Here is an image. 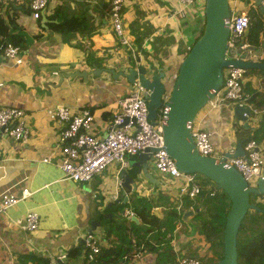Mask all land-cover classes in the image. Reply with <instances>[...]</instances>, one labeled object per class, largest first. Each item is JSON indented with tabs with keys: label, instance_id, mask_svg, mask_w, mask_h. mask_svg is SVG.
I'll return each instance as SVG.
<instances>
[{
	"label": "crops",
	"instance_id": "obj_1",
	"mask_svg": "<svg viewBox=\"0 0 264 264\" xmlns=\"http://www.w3.org/2000/svg\"><path fill=\"white\" fill-rule=\"evenodd\" d=\"M238 3L237 8L242 9L239 0ZM108 7L110 11V0H48L47 10L39 20H33L29 8L15 5L13 19L17 29L14 35L20 38L17 47L21 62L16 64L0 52V108L22 110L29 136L24 143L0 137V192L10 189L19 196L22 190H27L30 195L0 213V264H33L31 256L53 264L59 254L67 256V264H83L84 241L90 223L101 222L107 213H111L112 218L125 220L123 213L132 212V201L144 195L158 203L159 216V212L167 210L159 196L168 199L180 216L192 208L183 207L187 198H182L181 207L177 208V184L158 175L153 165V173L148 171L151 179L140 176L135 193L128 194L117 186L118 165L108 166L83 184L65 180L57 166L59 127L50 120L47 111L56 106H66L74 112L88 110L93 117L92 133L100 136L118 111V101L132 87L122 79L113 80L108 74L60 80L62 73L119 69L132 56L129 48L120 46L112 30ZM5 9L1 14L6 21ZM55 9H60L62 16L51 20ZM122 13L125 34L135 53L132 57H139L142 64L145 60L162 68L165 83L170 84L181 58L195 40L202 15L194 7L177 13L175 6L166 0H125ZM51 24L58 29L50 27ZM256 49L263 55L262 49ZM245 83L258 90L261 78L251 75L246 77ZM197 120L211 135L216 156L234 149L235 128L241 124L230 108L222 106L216 111L204 108ZM250 126L254 130L257 125L251 123ZM132 175H136L135 170ZM124 198L128 207L121 213L108 212L109 203L113 206L119 199V204H124ZM190 202H197V198ZM30 211L39 218L38 228L33 233L24 232L15 224ZM193 218H190L192 228L174 221L172 232L152 239L151 243L154 246L169 243L175 256L210 262L213 258L208 250L210 245L198 233ZM164 231L160 228V235ZM104 233L105 224L97 227L92 236L104 244ZM73 249L79 250V256H69ZM163 251L141 253L128 264H158Z\"/></svg>",
	"mask_w": 264,
	"mask_h": 264
},
{
	"label": "built area",
	"instance_id": "obj_2",
	"mask_svg": "<svg viewBox=\"0 0 264 264\" xmlns=\"http://www.w3.org/2000/svg\"><path fill=\"white\" fill-rule=\"evenodd\" d=\"M166 1L175 6L177 13L194 7L203 17L205 0ZM17 2L19 3V0H0V13L7 6ZM237 3L238 0H228L230 17L227 23L228 38L224 57L226 60H238L243 55L244 62H261L262 53L248 40L250 26L248 11L238 9ZM47 4L48 0H30L28 8L33 20H39L46 10ZM124 5L125 0H110L109 21L120 46L129 48L134 56V50L131 49L128 42L122 21ZM247 7L254 8L253 2L247 4ZM0 52L5 58L20 64V49L17 46L11 43L0 45ZM245 79L246 70L237 67L225 68L222 88L212 99L208 100L204 108L216 111L222 106L231 110L234 106H240L249 112V116L246 114L243 116L255 117L260 111L248 103L249 95L244 92ZM145 95L146 91L138 83L132 85L130 92L118 101V111L100 136L92 133L93 117L88 110L81 109L74 112L66 106H56L48 110V117L59 127L56 143L59 157L57 166L65 180L83 184L91 181L95 175L111 165H118L119 170H127L129 158L142 153L145 149H154L155 152H149L153 168L158 175L170 178L177 184V208H180L182 198L192 201L198 196L200 176L184 174L176 169L173 160L164 149L159 115L154 121V125H151V121L148 120ZM165 99L166 96H163V100ZM191 134L194 147L199 154L219 158L211 145V135L202 128L197 116L191 125ZM2 136L9 137L17 143H24L28 139L29 127L22 110L0 108V137ZM242 149L243 157L228 158L226 163L241 174L248 187H253L256 180L264 173V161L261 157L264 144L250 140L242 146ZM116 181L117 186L121 189V182L117 178ZM29 195L27 190H22L19 196L12 194L10 189L0 192V213H4L8 208L25 200ZM143 197L147 198L146 195ZM189 209L193 210V208ZM122 217L130 219L134 215L130 211H125ZM38 223V215L31 211L15 221L22 231L28 233L35 232ZM102 245L92 235L86 237L84 246L89 250L88 261L93 260ZM53 264H67V256L65 254L55 256ZM170 264L202 263L193 257L176 256L175 261Z\"/></svg>",
	"mask_w": 264,
	"mask_h": 264
},
{
	"label": "water",
	"instance_id": "obj_3",
	"mask_svg": "<svg viewBox=\"0 0 264 264\" xmlns=\"http://www.w3.org/2000/svg\"><path fill=\"white\" fill-rule=\"evenodd\" d=\"M252 2L256 12L264 18V0H252ZM229 17L228 0L204 1V24L201 35L193 41L182 57L170 87L165 83L166 75L162 68H156L153 63L145 60L142 64L139 57H129L123 66H119V69L94 68L89 71H75L60 75L62 80L73 79L75 76L88 78L108 74L113 80H124L128 86L138 83L146 91L148 120L151 121V125H154L159 115L164 149L173 160L176 169L184 174L203 177L228 198L229 209L224 221L222 256L216 264H238L237 232L246 213L253 208L250 195H264V173L256 180L253 187H248L241 174L226 163L228 158L236 159L244 156L242 140L235 143L232 151L225 152L221 157L216 158L199 154L194 147L191 134V125L197 114L222 88L225 68L237 67L246 71H264V62H244L243 55L238 60L225 59ZM43 22H46L45 17ZM163 96H166L165 100ZM232 113L242 129L252 130L250 124L259 121L264 111L255 117H247L249 116L247 109L234 106ZM149 152H155V150L145 149L142 153L129 158V169L120 170L118 178L122 184V193H135L136 181L140 176L151 179L148 172ZM134 170L136 175L133 176ZM122 201L125 203L127 199L124 198ZM119 203L120 200L117 199L114 205ZM111 207L112 203H109L107 209ZM155 211L158 213L157 209ZM197 211V209L183 211L180 221L192 228L190 218ZM111 219L112 214L107 213L101 222L92 221L86 230L87 235H92L97 227ZM131 220L137 221L135 217Z\"/></svg>",
	"mask_w": 264,
	"mask_h": 264
},
{
	"label": "trees",
	"instance_id": "obj_4",
	"mask_svg": "<svg viewBox=\"0 0 264 264\" xmlns=\"http://www.w3.org/2000/svg\"><path fill=\"white\" fill-rule=\"evenodd\" d=\"M242 1L246 5L251 2L250 0ZM29 3L30 0H19V3L7 6L5 13L8 16V20L6 21L0 13V45L7 43L15 46L19 45L20 38L14 35V31L17 29L13 19L16 14L15 5L28 9ZM106 11L109 12V7L106 8ZM255 13L257 14L252 7L248 8L250 18L248 40L253 47L262 49V62H264V18L261 16L260 18ZM60 16H62L61 10L55 9L51 20H55ZM203 24L204 21L200 25L195 40L201 35ZM52 26L58 29V26L51 24L50 27ZM251 75H257L261 78V87L256 90L249 83H245L244 92L249 95L248 103L261 112L264 111V71L247 70L246 77ZM256 125L254 130H244L241 125L236 126L234 133L237 141L242 140L243 143H246L251 140L264 144V114L256 122ZM261 157L264 161V150L261 152ZM199 179L200 192L196 197L197 202L192 203L187 200L183 207L188 208L191 206L193 209L198 210L193 218L198 225V233L210 245L211 250L219 248V250L214 251L215 257L210 262L198 260L202 264H216L222 256L223 228L225 215L229 209V201L222 191L213 186V183L206 179L204 180V178L203 180ZM159 198L164 201V208L167 209L159 212L160 216L157 213H152L153 209H158V203L155 200L139 197L134 199L130 205V209L139 223L131 220V218L129 220H120L119 217H114L109 220L105 224L104 244L92 261H88L87 254L89 250L86 249L83 264H128L135 256L144 252H157L158 249L164 250L163 258L158 264L174 262L176 256L169 243L160 242V246H154L151 243L152 239L163 238L168 232H172L175 227L174 221L180 222V214L172 203L162 196H159ZM250 203L253 208L246 213L237 232L236 250L238 264H264V197L250 195ZM126 207H128L126 203L116 204L108 212L121 213ZM162 227L165 231L160 235V228ZM69 256H79V250H71ZM30 260L33 264H48L47 259L36 256H31Z\"/></svg>",
	"mask_w": 264,
	"mask_h": 264
},
{
	"label": "rangeland",
	"instance_id": "obj_5",
	"mask_svg": "<svg viewBox=\"0 0 264 264\" xmlns=\"http://www.w3.org/2000/svg\"><path fill=\"white\" fill-rule=\"evenodd\" d=\"M244 1H245V0H244ZM242 2H243V1L240 0V5H241L242 9L248 11V7L246 6V4H243ZM47 7H48V4H47ZM47 7H46V10H47ZM46 10H45V11H46ZM255 14H256V13H255ZM256 15L260 17V15H259L258 13H257ZM260 18H261V17H260ZM131 58H133V57L131 56ZM127 59H128V58H127ZM256 76H257V75H256ZM172 81H173V80H172ZM170 82H171V81H170ZM170 82H169V83H170ZM171 83H172V82H171ZM171 83L168 84L167 86L170 87ZM236 121H237V119H236ZM237 122H238V121H237ZM244 144H245V143H244ZM244 144H243V145H244ZM148 171L151 172V173H153V172H152V163H151V161L148 163ZM200 178H201V180H203V177L200 176ZM153 179H154V178H153ZM153 179H152V182H153ZM199 180H200V179H199ZM204 180H205V179H204ZM213 186L215 187V185H213ZM214 187H213V188H214ZM262 196L264 197V195H262ZM258 197H261V196H258ZM151 200L154 201L153 198H152ZM154 210H155V209H153L152 213H155ZM208 250L210 251V255H212V257L214 258V257H215V256H214V251H215V250H219V248H214V249H212V250L209 248Z\"/></svg>",
	"mask_w": 264,
	"mask_h": 264
},
{
	"label": "clouds",
	"instance_id": "obj_6",
	"mask_svg": "<svg viewBox=\"0 0 264 264\" xmlns=\"http://www.w3.org/2000/svg\"><path fill=\"white\" fill-rule=\"evenodd\" d=\"M250 1H252V0H250ZM254 5V4H253ZM247 6V5H246ZM254 10H255V8H253Z\"/></svg>",
	"mask_w": 264,
	"mask_h": 264
}]
</instances>
